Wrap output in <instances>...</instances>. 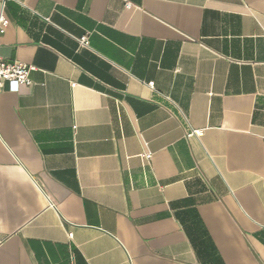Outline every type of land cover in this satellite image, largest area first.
I'll use <instances>...</instances> for the list:
<instances>
[{"label":"crops","instance_id":"obj_1","mask_svg":"<svg viewBox=\"0 0 264 264\" xmlns=\"http://www.w3.org/2000/svg\"><path fill=\"white\" fill-rule=\"evenodd\" d=\"M1 13L0 264H264V0Z\"/></svg>","mask_w":264,"mask_h":264},{"label":"built area","instance_id":"obj_2","mask_svg":"<svg viewBox=\"0 0 264 264\" xmlns=\"http://www.w3.org/2000/svg\"><path fill=\"white\" fill-rule=\"evenodd\" d=\"M10 21L3 14H0V37L4 35L9 27ZM80 43L86 45L87 38L83 37L80 40ZM36 68L29 66L20 62H7L0 57V92L4 89L5 85L8 84L9 89L13 92H18L21 86H30L32 81L30 79V74ZM189 137L196 136L201 138L203 132L201 131H192ZM147 158H150L148 155Z\"/></svg>","mask_w":264,"mask_h":264}]
</instances>
